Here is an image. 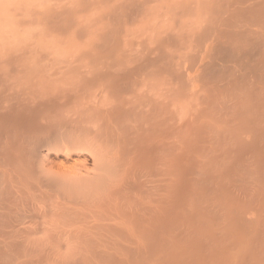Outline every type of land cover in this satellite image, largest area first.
I'll list each match as a JSON object with an SVG mask.
<instances>
[{"label": "bare ground", "instance_id": "1", "mask_svg": "<svg viewBox=\"0 0 264 264\" xmlns=\"http://www.w3.org/2000/svg\"><path fill=\"white\" fill-rule=\"evenodd\" d=\"M135 1L139 2V0H134V3ZM147 1L150 3L152 2L145 0L143 2L144 6L141 5L142 2L138 4L144 7V9H148V7L152 6V3H149L150 5L146 7L145 3ZM164 1L165 0H163V2ZM173 1H176V3L178 2L177 0H169L172 4L174 3ZM202 1L204 2V0ZM214 1L212 0V2H214L213 5H218V2H220L218 0ZM233 1L234 3L238 2V0L236 2L235 0ZM239 1L241 3L237 4H239V6L243 5V8L239 7L241 11H239L240 9L238 7L235 9L240 12L242 17H240L239 20L235 19L236 23L233 24L234 27L230 26V21H228V23L230 22L228 25L225 19V26H230V28L226 27L227 29L223 27L226 30H224L223 33L225 34L222 36L226 40L224 42H221V39L218 40L220 43L216 44L218 41L215 43V49L213 48L212 54V46L206 49L205 54L201 56L198 70L192 72V65V67L190 65L189 67L180 66L179 64V67H184L185 70L181 72L187 78H184V80H186L189 85L190 82L193 83L194 89L199 87L197 85L199 82L204 81L207 71L208 73L211 72L210 76L208 75L210 80L217 78L214 79L215 81L217 80V86H211L206 89L202 86L204 90H202V88L200 90L201 93L203 91V94L197 95V93L200 92L198 91L195 94L196 91H193L194 95L190 96L191 98L189 99L183 98V90L188 86V83L186 84L185 81L182 82L183 79L180 80L183 76L180 72L181 78H179V73L177 74L178 76L174 75L176 72L173 71L175 73H172L173 69H171V71L168 69L170 66L167 65L168 63L166 64V60L169 59L166 58L165 60L167 69L165 64L164 68L158 67L159 61H157V64H154L157 60H155V58L153 63L148 62L151 65L145 64V66H142L144 63L141 62V59L138 60L139 57H136L134 53L135 61L131 57L133 59L131 62L136 63V60H138L137 63L143 64H141V66L135 64L134 67L133 65L127 67L131 59L128 58L131 56L129 53L130 51L133 53L135 49L131 42L133 40L136 41L135 38L137 37L138 30L136 31L137 33H133L135 38L133 37L131 42L129 36L125 37V41H129V43L128 41H124L128 43L127 46L131 43L133 47L132 49L130 45V50L128 47L126 48L129 50V53H127L129 56L125 54L128 56L127 59H129V63L126 60L117 59L116 56V59L118 61L120 60V63L121 61L122 63H128L125 67L121 65V68L114 69L104 65L106 68L104 66V68H96V65H99L98 63L94 65L95 69H93L94 66H92L93 68H89H92L93 71L90 70L91 72H88L86 68H84L86 63L84 64L83 62V70H86L85 73L88 72V76L84 73L86 79L83 78V76H79L81 77L79 78L78 75H76V71L79 72V69H76V71H73V76L76 75L78 80L74 77L75 79L70 80L72 81L70 83L63 82L64 76L66 78L68 72L71 71L69 69H72L74 66L71 65L73 64L71 63L69 64L70 68H67L68 61H65L67 58L65 56L70 55L65 54L71 53H69V49H67V53H65V48V54L63 50L61 52L63 58L65 57L63 62L67 65L63 64L60 59L62 56L61 53H58L59 55L57 58L61 60L63 67L59 66L58 68L56 65L57 69H55V64L51 62L50 63L54 65L52 67L49 63L43 67H41L42 63L40 64L39 69L42 70L44 68L43 70H53L54 68L55 70H53L52 74L54 75V73H56L55 77L59 74L58 81L55 84L52 81L50 82L48 78L49 76L52 78L50 74L52 70L51 72L49 71L50 75L46 74V76H49L43 78L42 81L41 77L45 75H41L40 80L38 79L39 77H37V74L40 70L37 68L41 61H38V58L40 59L41 57H38L35 61V64L38 61V67L34 66V62H32L35 59L34 57L32 60L33 56L25 57L26 59L29 58L28 60L33 64V66L28 65L29 67H24L27 63L22 66L21 63L23 64L26 60H22V62L19 60V56L16 55L19 61L15 57L16 61L13 58L14 61L10 60L12 62L5 63V59L4 64L0 65V264H201L203 260H206L208 263L210 262L208 259L210 260L216 254L219 255L220 252H226V249L230 248L228 247V242L230 243L231 234L232 232L233 234L237 233L232 231L234 228L233 226L238 223L245 226V222H247L246 226H248V223H254L257 227L256 233L258 234V241L261 243L260 246L263 247L261 250L262 252H258L261 254V257L262 255L264 256V0ZM129 2L128 5L130 4ZM132 2L131 8L129 9L133 10L135 6L141 8L139 5H135L137 3L133 5ZM158 2L156 4L154 2L155 5L153 4L154 6H152L154 12H152L153 9L151 10L150 8V17L152 13L156 14L155 12L159 10H157ZM195 2L196 0L194 3ZM203 2L196 3L202 6ZM205 2L206 4L204 5L207 6L210 0L209 2ZM212 2L209 4L211 8L207 6L209 9L215 8V6H212ZM225 2L227 1L225 0ZM124 3L125 2H123L122 5H124ZM118 4L122 8L120 2ZM165 4H167V2L160 4V8L165 7ZM231 4H229L230 6L228 5L230 8L232 6ZM187 5L189 4L187 3L185 7ZM196 5L198 6V4ZM222 5L224 4H221L219 7L222 8L221 11L217 9L219 10L218 12L224 14L223 12L226 8L224 9ZM168 6L171 5L168 3L167 7ZM173 6H175V4ZM181 6L184 5L179 4L177 8L182 9ZM120 7H118L117 10H119ZM125 7L128 8L126 5ZM185 7L184 9L186 10L190 9V7ZM192 7L195 8L193 5L191 8ZM169 8L170 7H168V10L171 11ZM200 8H198V10H200ZM202 8H204V6ZM121 10H123V8ZM150 10L147 11L149 12ZM162 10L165 9L162 8L158 12ZM186 10L185 14L187 12ZM198 10L196 11L198 12L197 15L201 16L202 14L200 15V11ZM203 10L209 11L208 9ZM215 10L213 9L210 11L213 13ZM229 10L230 12H236L233 6L232 10L228 9L227 12H229ZM124 11L125 10H123V13ZM165 11L168 12L167 9ZM188 11L187 17L188 15L192 17V15L196 13H194L195 9H193V13H191L190 10ZM205 11L203 12L210 14V12ZM175 12L177 13L176 10ZM130 13H132V11H130ZM221 13H217V16L212 14L211 18L209 15V20L214 17L213 21L216 23L218 19L221 20L220 17L224 19V15ZM109 14L110 13L107 14L109 16L107 18H110ZM118 14H120V12ZM118 14H116V16L120 17L122 13L120 15ZM154 14L153 19H156L159 15L161 17L160 20H164L167 17L166 13L164 15V17L166 16L165 18L162 17L164 13L162 15L157 13L159 15L156 14L154 18ZM130 15L127 14V16H123V18L125 17L124 20L120 18L118 22L124 21L122 23H117L113 18L112 19L115 24H117V28H119V24H122V26L126 24V17L128 21ZM181 15H183V13ZM218 15L220 16L218 17ZM230 15L228 19L231 18ZM134 16L135 18H139V16ZM175 16H171V18L178 19L179 15L176 14ZM186 16L183 15L181 18L187 19ZM195 16L196 15H194L193 18ZM215 17L218 18L216 19ZM143 18H145V16L139 19L142 20ZM169 18L170 17H168V19ZM181 18H179V20ZM198 18L199 17H196V19ZM234 18L232 19L234 20ZM70 19L68 20L69 22L67 19L66 21L68 23L73 21L74 23V20ZM115 19L118 20V18ZM196 19L194 18V20ZM111 20L107 19L106 21L105 19L106 24L103 23V25H105V27L107 24L108 27L111 26V24H114L113 20V23L109 24ZM190 20L191 18L188 21ZM200 20H202L201 17L199 21H195V24L197 25L199 22L197 26L202 29L201 23H203V21ZM170 21H168V23H172L171 19ZM191 21L188 24L191 25L193 22ZM222 21L221 24L224 23V21ZM47 22L46 24L49 26L53 23ZM130 22L128 23L131 24ZM151 22L153 23L154 21ZM175 22L179 24L178 22L180 21L175 19L174 23L171 24L174 27H176ZM17 23L18 22H16V24ZM19 23H21V21ZM60 23L58 22L57 25L54 26L57 27ZM73 23L72 25L76 27V24L74 25ZM186 23L182 25L186 27ZM212 23L209 25L212 26ZM218 23L213 25L219 27L217 25ZM137 24L138 23H135L134 25L135 29ZM143 24L144 23H142V26L141 24L138 25L141 27L144 25L148 26L146 22L144 25ZM160 24L161 22L159 25ZM62 25L59 26L62 27ZM127 25L128 24L125 26ZM149 25H151V23ZM49 26L46 28L48 31L51 30V26ZM116 26H114V30L113 28L112 30L108 28V32L115 31ZM129 26L128 28H130ZM164 26L166 28V25ZM173 26H171V29ZM58 27L56 29L60 30ZM63 27H65V24ZM150 27L152 28V26ZM150 27H148L149 29L147 30L152 31L154 34V28L151 30ZM165 28L163 29L161 27V29H163L162 32H164ZM208 28L210 31L212 30L210 27H207V29ZM65 29L63 30L65 31L64 33L67 32V28ZM200 29L197 30L200 31ZM207 29L204 30V33H209V29ZM127 30L130 32L129 29ZM174 30H168L170 32L167 33L166 36L172 33V31L174 32ZM218 30L219 28L217 29V33H219ZM222 30L223 29L220 31L222 32ZM119 31L121 32V30ZM123 31L124 34H128L124 29ZM175 31H177V29ZM52 32L53 30H51V33ZM69 32L70 31L66 34H69ZM82 32L80 33L82 34ZM102 32L105 35L104 29ZM179 32H181V30L177 32L178 36ZM215 32L212 30V33ZM55 33L57 32H53V36ZM70 33L73 34V31ZM140 33L139 29L138 34ZM152 33H150V35H152ZM186 33H188V28L185 34ZM191 33L190 35H194L193 32ZM197 33L195 32V34ZM204 33L200 34H203L202 36L204 37L207 35V33ZM217 33L216 35L219 37L220 35ZM17 34L19 35V33ZM17 34L14 36L11 33L15 38L16 36L18 37ZM159 34L158 37L162 35L160 34L159 36ZM26 35L27 33L23 36L24 38L22 37L23 40H25ZM61 35L64 36V34L60 33V38H62ZM76 35H79L78 37H83L82 35L80 36L79 33H76ZM107 35L108 37H105L108 40L110 34ZM112 35L111 33V36ZM120 35L122 36L123 34ZM142 35L141 33L138 37ZM28 36V39L26 38L27 41L25 40L28 43L22 42L23 47L24 44L31 43L28 41ZM50 36L52 37V34H50ZM147 36L148 34L145 37ZM153 36L156 37L157 34ZM185 36H187V34ZM202 36L199 37L202 38V40L200 39L201 41L198 37H195L196 40L198 38L197 42L200 41L198 43L203 46L198 47L199 44H196L200 49L205 47L204 43H202V41H204L203 39L205 38L206 40L211 37L207 36V38H203ZM19 37L21 36L19 35ZM19 37L16 39H19ZM33 37L34 40L35 36ZM73 37H75V35ZM162 37L165 39L164 36ZM38 38L40 39L41 37ZM99 38L100 41L102 38L106 40V38L102 36ZM111 38L109 42L106 41L107 44L105 43V45H109L108 43L113 41H111ZM149 38H151V36ZM169 38L170 37H166V39ZM172 38L176 39L177 37L171 36V40ZM178 38H180V36ZM57 39L54 40L56 41ZM120 39L121 41L124 40H122L121 37ZM174 39L173 43L174 41L177 43L180 42ZM40 40L46 42L43 38ZM45 40L47 39L45 38ZM63 40H61V42L57 40L58 45L65 44ZM103 40L101 42H103ZM114 40L116 41L115 38ZM142 40L140 43H142ZM182 40L185 44L184 40H186V38ZM190 40L192 41L193 38L187 41L190 42ZM48 41L49 43H46V45L51 44V40ZM146 41L149 40L146 39ZM165 41H163L165 44L171 43H166ZM43 42H41L42 46ZM116 42L121 43L118 41ZM188 42L186 45H191V42L189 44ZM205 42H207V40ZM4 43L6 42L4 41ZM18 43L17 47L21 45L20 39ZM32 43L34 44V42ZM32 43L30 45H32ZM37 43H39V40H36V44ZM69 43L70 42L67 44L69 45ZM164 43H162V45L167 47ZM194 43H192V46ZM52 44H54V41ZM156 44H158L157 41ZM181 44L183 43L181 42ZM16 45H12V48L15 49ZM30 45L24 48H28ZM38 45L41 46L40 44ZM79 45L80 43L75 46ZM105 45L103 42V46L107 51L108 46L105 47ZM116 45L117 44L114 46L115 48H119L120 46L122 48L123 46L120 44V46L118 45L119 47H116ZM136 45L137 44H135V46ZM148 45L149 44H145L142 46L145 49V46L147 48ZM162 45H158V47L161 48L160 46ZM179 45L180 44H178L176 52H174L175 50L173 51L174 55L177 53L180 56L179 53L183 51L182 49L179 50ZM51 46L52 45L48 46L49 49L46 46V49L51 51ZM156 46L154 47L155 50L154 48L151 49L152 47L149 48L151 52L154 51L156 55H159L157 56L158 60L161 56L163 57L166 54V51L171 52L175 49V47H171L172 45H170V48H173L172 50H164L162 47L163 50L162 48L161 50L165 52L163 53L164 55H161L158 54V52L162 53V51L158 50V52H156ZM59 47L54 46L52 53L56 52H53V50L56 48L60 49L63 45ZM81 47L82 46H80V48ZM98 47L100 48L101 46ZM185 47L183 48L186 49ZM190 47L189 50H191ZM193 47L195 48V46ZM7 48L9 47H6V49ZM12 48L10 51H12ZM30 48L33 49L34 47ZM43 48H45V46ZM75 48L73 46L71 49L75 50ZM92 48L95 49L96 47ZM20 49L22 48H18L17 50H19L20 53L21 51L23 52V50ZM36 49H38L36 53L40 54L42 48L40 52L37 46L35 47V51ZM46 49L45 51H47ZM58 49L56 50L60 52ZM138 49L137 51L139 52ZM102 50L100 49L101 52ZM19 51H16L15 54L19 55ZM50 51L47 52L49 57L52 55ZM86 51L83 53L82 50L81 58L82 55L86 57V54L89 53H86ZM106 51H104V53ZM122 51L124 50H121L119 53ZM137 51H135L136 54ZM24 52H26V50ZM31 52H33V54L35 53L34 51ZM93 52L95 53V50L90 53L92 54ZM125 52L128 51L126 50ZM147 52L149 53V51ZM198 52L199 51H197V53ZM43 53L45 54L46 52ZM77 53H79L78 50ZM77 53L75 52L73 55L77 56ZM90 53L87 54L86 59L88 60L89 57L88 62L92 65L91 59L93 56L97 55V59L100 56L97 53H93L94 55L90 58L91 56H88L91 55ZM113 53L116 55L114 51ZM141 53L143 56L146 55H144L145 52ZM155 53H153L154 57L156 56L154 55ZM184 53L185 51L183 54ZM3 54L4 57V51ZM33 54L31 53V55ZM121 54L123 55V53ZM142 54L139 55L142 56ZM187 54L190 55L192 53L189 54L186 52L184 55L187 56ZM2 55L0 54V56ZM56 55L57 54H54L52 57L54 56V58H56ZM112 55L113 54L110 56L109 54L110 58ZM117 55L119 57L118 53ZM125 55H123V57ZM21 56L24 55H20V57ZM76 56L72 57L74 61L76 60ZM148 56L150 57L149 54L144 57L146 58V62L153 59V57H151L150 60H147ZM12 57L13 55L11 58L9 55L10 59H12ZM164 57L162 58L163 60L165 59ZM174 57L176 58L177 56ZM194 57L193 55V58ZM0 58L2 59V57ZM125 58L126 56L123 59ZM180 58L182 59V57H179V59ZM187 58V61H191V64H194L193 60H190V57ZM47 59L50 61L49 58H44L42 60L47 62ZM102 59H100L101 62H103ZM116 59L113 58V61ZM196 59L195 57L194 61ZM8 60L9 59H7V62H9ZM28 60L27 62H29ZM163 60L162 63H164ZM17 61L18 64L14 63ZM44 61L41 62L44 63ZM58 61L59 60L56 62L59 65L60 62L58 63ZM74 61L72 59V62ZM80 61L82 60H79V62ZM172 61L168 62L172 64ZM176 61L178 60H175L174 64ZM182 61H185L184 58L181 62ZM95 62L97 63L99 61ZM221 62L224 64H219ZM90 63H88V67ZM162 63L159 62L161 65ZM195 63L197 65V60ZM5 64L7 65L5 66ZM103 64L106 63L103 62ZM111 64L116 65V63L112 61ZM214 65H219L222 68L218 67L217 69ZM45 66L49 67L46 68ZM75 66H77L76 63ZM79 66L78 68L81 69L80 72L83 71L81 68L82 66ZM173 67L174 65L172 68ZM201 69L205 75L203 72L201 75ZM43 70L40 71V74L44 72ZM66 70L69 71L66 72ZM72 70H74V68ZM47 72L45 71V73ZM170 75H172V77ZM71 76L70 79L73 78V76ZM67 77L69 79V76ZM36 78L40 83L36 81ZM52 80L54 81V79ZM55 80L57 79L55 78ZM178 80L182 83L180 84ZM204 84L207 85L206 83ZM187 88L186 90L190 92L191 89ZM214 93L215 95L217 94V96H224V100L218 101L220 99L218 97V100H216L214 98ZM187 94L190 95L188 92ZM187 94H185L186 97L188 96ZM230 145H233V147L230 148L231 150L229 149ZM232 148H234L233 151ZM238 225L237 226L240 227V224ZM231 227H233L232 230ZM236 229L234 228L235 231ZM244 230L245 229H243V232ZM240 232L238 231V234ZM250 233L252 232L249 231V234ZM233 234L232 237L234 236ZM245 234L246 232L244 235ZM257 236L254 235L252 237V243L253 238L256 237L255 240H257ZM241 237L243 236L241 235ZM241 237H239L240 240ZM246 237H248V234ZM251 241L247 243H251ZM234 242L232 241V246ZM241 242H243L242 244L244 245V241L242 240ZM241 242H239V245H242ZM247 243L244 246L252 245V243L248 245ZM256 244L258 243H255L254 246H256ZM242 246H240L242 250H238V252L244 250ZM239 248H236V251H233V253L237 252ZM232 249L234 248L232 247ZM253 249L250 250L254 252L256 248ZM249 254V252L247 254V250L246 254L241 252V256L248 255L253 258L252 255L254 254L253 256L257 259L255 252L253 254L251 252L252 255ZM241 256H239L240 259ZM215 258V260H217L216 256ZM247 259L250 260L249 257ZM256 259L251 262H245V264L249 262L252 264ZM221 260H219V262ZM242 260H246V258H242ZM263 261L261 262L263 263ZM261 262L258 261L257 264H262ZM255 263L256 262H254V264Z\"/></svg>", "mask_w": 264, "mask_h": 264}, {"label": "rangeland", "instance_id": "2", "mask_svg": "<svg viewBox=\"0 0 264 264\" xmlns=\"http://www.w3.org/2000/svg\"><path fill=\"white\" fill-rule=\"evenodd\" d=\"M126 1L129 2V0H107V1H106V0H105V1H104V0H0V41H1V42H0V48H1V49H0V52H1V53H0V54L2 55V54H3V51L5 52V56H4V57H3L4 54H3L2 56H0V57H2V59L0 58V59H1L0 63L3 61L0 65H3V64H4L5 59H6L5 63H10V62H12V61H14V60L16 61V59H17L16 56H19V60H20V61H22V60H23V61L26 60V61H24V62L22 61L23 64L21 63L22 66H23L25 63H27L26 65H24V67H29L28 65L33 66V64H34V66H37L39 60L44 61V60H42V59H44V58H49V59H50V61L47 59V62L44 61V63L40 61L39 65H38L39 67L37 66V67H38L37 69L40 68V64H41V63H42V64H41V67H43L44 65H47V63H49V64L51 65V67H52V66H54V65H52V64L54 63V64H55L54 68L56 67L55 69H57V66H58V68H59V66L63 67V66H62L63 64H65V65L68 64V67H67V66H66V67H67V68H70V67H69V64L73 63V64H71V65H74V66H73V67L71 66V67H72V69L74 68V70L69 69V70H71L72 72L69 71V70H66V72L69 71L68 74L71 73V74H69V75L67 74V76H69V79H68L67 76H66V78H65V76H64V78H63V82L65 81L66 83H70V82H72V81H70V80H73V79H75V78L78 80V77H79V76H83V78H85L86 76H88V72H89L90 70H92V68H93L92 66H94V65H96V64H98V63H99V65H96V68H101V67H102V68H104V67L106 68V66H108V67H112V68H114V69H118L119 67L121 68L122 66L125 67L126 64L129 63V59H127V57L129 56V54H130L131 56H129L128 58H131V57H132V58L134 59V61H135V57H134V53H135L136 57H139L138 60L141 59V62H143L144 64H143V63H140V64L137 63L138 60H136V63H135V62H131V61H133V59L131 58V59H130V63L128 64L127 67H129V65H130V66L133 65V67H134L135 64H137V66H138V65L141 66V64H143L142 66H145V64H146V65H149L150 63H153L154 58H155V60L157 59L156 62H154V64H157V61H159L160 63H162V60H163L162 58L165 56V57H164L165 59L163 60L164 63H162V65H161V64H159V62H158V67L164 68L165 60H166V58H167V59H169V60H166V64L168 63L167 65L170 66L168 69H170V71H171V69H173V70H172V73H175V72H176V74H174V75H177L179 72L181 73L182 71H185V70H184V67H179V64H180V66H181V65H182V66H189V65L191 66V65H192V66H193V67L191 66V67L193 68V71H192V72H195L196 70H198L201 56H203V55L205 54L206 49H207L209 46H212V50H211V54H212V53H213V48L215 49V45L218 44V43H220V41H221V42H224V41L226 40L225 38H223V36H224V34H225V33H223L224 30H226L227 28H230V26H231V27H234L233 24L236 23V20H235V19L239 20V18L242 17V15H241L240 12H239V11H241V9H240L239 7L243 8V7H242L243 5L239 6V4L241 3L239 0H238V2H236L237 0H235L236 3H234L233 0H226L227 2H225V0H224V1L222 0V2H221V0H218V1L221 2V3H220V2L217 1V2H218V5H216V4L213 5L214 2H215L214 0H213L214 2H212V0H210V2H209V0H204V2H203L202 0H199V1L196 0V2H199V3H200V2H203V3H202V6H200L199 3H196V2L194 3L195 0H194V1H193V0H190V1H189V0L187 1V0H186L187 2H186L185 0H184V1H183V0H182V1H181V0H180V1L177 0V1L179 2L180 5H181V4L184 5V6H181L182 9H184L185 5L188 3L189 5H187L185 8H189V7H190V9H188V10H190L191 13H193V9H195V11H194V13H195V12L198 10V8L201 7L200 10H198V11H200L199 14H200V15L202 14L201 16L197 15L198 12H196L195 14L192 15V17H191L190 15H188V17H187L186 15L189 13V11L186 10V9L182 10L181 8L178 9L177 7H178L179 4H178V2L176 3V1H173L174 3L172 4V2H171V3L169 2V0H165L164 2H167V4H165V5H166L165 7H161V8H160V4H164L163 0H162V1L159 0V2H158V0H149V1H152V2H151L152 4H151L150 2L147 1L148 3H147V2L145 3L146 7L149 6L150 4H151L152 6H154V5L158 2V5H159V6L157 5V10H158V9L160 10V9H162V8H164L165 10L167 9L168 12H166L165 10H162V11L158 12L159 10H158V11L156 10V11H157V12H155L156 14L159 13V14L162 15V14L164 13V14L162 15V17H164V15H165V13H166V16H167V17L165 16L166 18L164 17V18H165L164 20H160L161 17H160L159 14H157V15H159V16H157V17H156V14H154V13H152V16H151V17L149 16V15H151V10L153 9L152 6H151V7H148V9H146V8L144 9V7H142V6H140V5L138 4L139 2H142L141 5L144 6V3H143V2H144L145 0H142V1L139 0V2H136V1H135V3H137V4L134 3V0H132L133 2L130 0V2H129L130 4H129V5H128V2H126ZM156 1H157V2H156ZM160 1H161V3H160ZM170 1H171V0H170ZM205 1H208V2H209V3H207V6H208L209 8H211V6H209V4H210L211 2H212V6H213V7L215 6V8L209 9L207 6L204 5V4H206ZM230 1H231V2H230ZM119 2H120V4H121L123 10H125L124 13H123V10H121L122 8H121V7L119 6V4H118ZM123 2H125L126 4L124 3V5H122ZM131 2L133 3V5H134V4H135V5H139V7H141V8H138L137 6H135V8L133 9V10H134V13H133V10L129 9V8H131V5H132ZM154 2H155V4H154ZM181 2H182V3H181ZM183 2H184V4H183ZM190 2H191V5H190ZM228 2H229V3H228ZM149 3H150V4H149ZM168 3L171 5V6H168V7H170L169 9H171L172 12L168 10V7H167ZM192 3H193V4H192ZM215 3H216V2H215ZM225 3H226V4H225ZM231 3H232V4H231ZM237 3H239V4H237ZM147 4H148V5H147ZM153 4H154V5H153ZM174 4H175V6H173ZM196 4H198V6H197ZM219 4H220V5H219ZM221 4H224V5H222L224 9L226 8V9H225L226 11L224 10V12H223L224 14H222L221 12H218V11H219L218 9H220V11H221V9H222V8H219V7L221 6ZM229 4H231V5L233 6L234 10H235L239 15H238L236 12H235V13H236V15H235V13H234L233 11H232V12H233V14H232V12H230V10H229V12H227L228 9H231V10H232V6H231V8H230V7H229V6H230ZM236 4H237L238 6H237ZM125 5H126L128 8H126ZM192 5L195 6V8H193V7L191 8ZM225 5H226V7H225ZM228 5H229V6H228ZM234 5H235V6H234ZM162 6H164V5H162ZM203 6H204V8H202ZM216 6H218V7H216ZM118 7H120V9H119L120 11L117 10ZM132 7H133V6H132ZM205 7H207V8H205ZM237 7L240 9L239 11H237V9H235V8H237ZM113 8H115V9H113ZM137 8H138L139 11L137 10ZM142 8H143V10H142ZM150 8H151V10H150ZM174 8H175V9H174ZM196 8H197V9H196ZM217 8H218V9H217ZM227 8H228V9H227ZM155 9H156V8H155ZM203 9H208L209 11H207V10L205 11V10H203ZM213 9H214V10H215V9L217 10V11L215 10V12H217V13H221L222 15H224V19H223V17H220L221 20L218 19L219 21L217 20V22H216V23L219 22V23L221 24V21H222V20L224 21V23H222L221 25H220L219 23L217 24L219 27L214 26V25L216 24V23H214V21H213V20H214V17H213V19L209 20V19L211 18V15H212V14H213V15H214V14H215V15L217 14V13H215L214 11H213V13L211 12ZM112 10H114V11H112ZM126 10H127L128 13L126 12ZM129 10L132 11V13H133L134 15H136V17L139 16V18H142L143 16H145V18H143L142 20H140L139 18H135V16H134L132 13H130ZM147 10H150V11H149L150 13H149ZM175 10L177 11V13L175 12ZM179 10H180V11H179ZM185 10L187 11L186 14H185ZM202 10L205 11V12H210V14H209V13L206 14V13H204ZM210 10H211V11H210ZM116 11H117V12H116ZM136 11H137V12H136ZM141 11H142V12H141ZM143 11H144V12H143ZM145 11H146V12H145ZM163 11H164V12H163ZM173 11H174V12H173ZM182 11H183V12H182ZM222 11H223V10H222ZM119 12H120V14H121V13L123 14V15L121 14L122 17H121V16H120V17H119V16H118V17L116 16V14H118ZM125 12H126L127 14H129V15L131 14V15L129 16V18H128V21H127V17H126V20H125V23L128 24V25L125 26V25H126L125 23H124L125 25L123 24L124 26H122V24H119V25H118L119 28L122 27V28L119 29V28H117V26H116L117 24H115V22H117V23H122V22H124V21H122V22H118V21H120V18H121V20H124V19H125V17L123 18V16H125V15L127 16V14H126ZM139 12H140V14H139ZM147 12H148V15H147ZM152 12H154V9L152 10ZM162 12H163V13H162ZM181 12L183 13L184 16L187 17L188 20L191 18V20L194 22V24H193V22L190 20V21L192 22V24H191L192 27H191L190 24H188V23H190V21H188L186 18H185L186 20H185L184 18H181V16H183V15H181V14H182ZM225 12H227V13H225ZM108 13H110V14H109V15H110V18H111V19L113 18V19L115 20V22H114V20L112 19L113 22H114V24H111L112 27H111V26L108 27V24H107V26H106L107 28H106L105 25H103V23L106 24V23H105V19H106V21H107V19H108V20H111L110 18H107V17H109V16L107 15ZM136 13H137V14H136ZM167 13H168V14H167ZM179 13H181V14H179ZM211 13H212V14H211ZM120 14H118V15H120ZM143 14H144V15H143ZM153 14H154V18L156 17V19H153ZM170 14H171V16H173V17H174L176 14L179 15V16L181 15L180 17L178 16V19L175 18L177 21H180V22H181V23L178 22L179 24H177V23L175 22V24H176L175 26H176L177 28L174 27L173 25H171L172 23H174L175 19H174L173 17L171 18ZM172 14H173V15H172ZM221 14H220V15H221ZM226 14H227V15H226ZM230 14H231V15H230ZM106 15H107V16H106ZM140 15H141V16H140ZM146 15H147V16H146ZM194 15H196V16L194 17L195 19H196V17H199V18L201 17V18H202V20H200V21H203V23H201V28H202V29L198 28V26H197V25L199 24V22L197 23V25L195 24L197 21H199V18L196 19V20H194V18H193ZM209 15H210V18H209ZM220 15H218V17H219ZM222 15H221V16H222ZM229 15L231 16V18L228 19V16H229ZM112 16H113V17H112ZM114 16H115V17H114ZM131 16H132L133 19L131 18ZM133 16H134V17H133ZM203 16H204V18H203ZM216 16H217V15H216ZM234 16H235V18H234ZM105 17H106V18H105ZM168 17H170V18L168 19ZM175 17H176V16H175ZM218 17H217V18H218ZM237 17H238V18H237ZM56 18H57V19H56ZM58 18H60L61 20L58 19ZM64 18H65V19H64ZM70 18L74 20V23H73V21L70 22L71 24L68 23V22H69L68 20H69ZM115 18H118V20L115 19ZM149 18H150V19H149ZM151 18H152V19H151ZM179 18H181V19L179 20ZM207 18H208V19H207ZM215 18H216V17H215ZM217 18H216V19H217ZM232 18H234V20H233ZM26 19H27V20H26ZM49 19H50V21H49ZM55 19H56V20H55ZM62 19H63L64 21H63ZM66 19H67L68 22L66 21ZM71 19H70V20H71ZM129 19H130V20H129ZM131 19H132V20H131ZM138 19H139V20H138ZM158 19H159V20H158ZM162 19H163V18H162ZM170 19L172 20V23H168V21H170ZM182 19H184V20H182ZM204 19H206L207 21L204 20ZM216 19H215V21H216ZM225 19H226V23H227L228 25H229L230 22H231L232 25L230 24V26H225V25H226V24H225ZM24 20H25L26 22H25ZM52 20H54V21H52ZM112 20L109 21V24H110V23H113ZM133 20H134V21H133ZM137 20H138V22H137ZM148 20H149V21H150V20H151V21H154L155 24H154V22L152 23L151 21L149 22ZM156 20H157V22H156ZM20 21H21V23H19ZM29 21H31V22H29ZM32 21H33V22H32ZM47 21H48L49 23L53 22L54 24H53V23L50 24V26H51V27H50L48 24H46ZM55 21H56L57 23H58V22H59V23L62 22V23L58 24V26H59V25H62V24H63V25L65 24V27H63V25H62L63 29H62L61 26H59V27L57 26L58 28H60L61 32H60V30H57V29H56V28H57L56 26H54V25H57V23H56ZM103 21H104V22H103ZM126 21H127V22H126ZM130 21H131V22H130ZM132 21H133V22H132ZM139 21H140V22H139ZM147 21H148L149 24L151 23V25H149V24L147 23ZM158 21H159V23L161 22L160 25H159ZM182 21H183V22H182ZM184 21H185V22H184ZM195 21H196V22H195ZM205 21H206V22H205ZM209 21H211V22H209ZM223 21H222V22H223ZM228 21H230V22L228 23ZM233 21H234V22H233ZM16 22H18V23L16 24ZM23 22H24V23H23ZM27 22H28V23H27ZM48 22H47V23H48ZM64 22H65V23H64ZM75 22H76V23H75ZM128 22H130L131 24H129ZM145 22H146V25H148V26H145V25H144ZM163 22H164V23H163ZM166 22H167V23H166ZM170 22H171V21H170ZM186 22H187V23H186ZM204 22H205V23H204ZM207 22H209V23L206 24ZM212 22H213V23H212ZM72 23H73L74 25L76 24V27L73 26ZM107 23H108V22H107ZM133 23H134V24H133ZM135 23L141 24V26H142V23H144V24H143L144 26L141 27L140 25L137 24V27H136V29H135V27H134ZM165 23H166V24H165ZM185 23H186V27L188 28V33H189V35H188V33H186L187 36H185V35H186L185 32L187 31V28L185 27V25H182V24H185ZM211 23H212V26H210ZM69 24H70L71 26H70ZM132 24H133V26L131 27ZM152 24H153V25H152ZM169 24H170V25H169ZM180 24H181V25H180ZM209 24H210V25H209ZM213 24H214V25H213ZM66 25H67V26H66ZM129 25H130V26H129ZM158 25H159L160 27H159ZM164 25H166V28H165ZM178 25H179L180 28L178 27ZM202 25H203V26H202ZM204 25H205V26H204ZM206 25H209V26H206ZM223 25H224V26H223ZM48 26L51 28V30H53V32H57V33H55L54 36H53V32L51 33V30L48 31V29H46ZM68 26H69V27H68ZM102 26H103V27H102ZM114 26H116V30H118V31L121 30L122 33H121L120 31L118 32V31H116V30H115L116 32H115V31H112V32L110 31V32L113 34V35L111 36V33L108 32V31H109V30H112V28H113V30H114ZM128 26H129L130 28H128ZM138 26H139V27H138ZM150 26H152V28H151ZM153 26H154V27H153ZM155 26H156V28H155ZM163 26H164V27H163ZM171 26H173L172 29H171ZM182 26H183V27H182ZM188 26H189V27H188ZM213 26H214V27H213ZM52 27H53V28H52ZM54 27H55V28H54ZM110 27H111V28H110ZM123 27H124V28H123ZM125 27H126V28H125ZM133 27H134V28H133ZM140 27H141V28H140ZM146 27H147V28H146ZM148 27H150L151 30H152L153 28L155 29V31H154V29H153V32H154V34H157V36H156V37H157V40H156V37L153 36L154 34L152 33V31H148V30H147V29H149ZM161 27H162L163 29L165 28L166 31L164 30V32H162L163 29H161ZM195 27H196L197 29H200V31H198ZM199 27H200V25H199ZM205 27H206V29H207V27H210L211 29H212V27H213V29H212L213 32H215V31H216V32H215V33H212V30L210 31V29L208 28V29H209L208 32H209L210 34L207 33V32L204 33V30H206ZM215 27H216V28H215ZM223 27H224V28L227 27V28L224 29ZM65 28H67V32H66V33H68V31H70V32L73 31V34H71L70 32H69L70 35L64 33V32L66 31ZM68 28H69L70 30H69ZM108 28H109V30H108ZM142 28H143V29H142ZM157 28H158V30H157ZM174 28H175V30L177 29V31H175ZM181 28H182V29H181ZM192 28H193V29H192ZM218 28H219V30H218L219 33H217V29H218ZM220 28L223 29L222 32L220 31V30H221ZM55 29H56L57 31H56ZM64 29H65V31H63ZM72 29H73V30H72ZM79 29H80V30H79ZM103 29H104V31H105V32H104L105 35H104L103 32H102ZM105 29H106V30H105ZM123 29L125 30V32H128L127 29H129L130 32H128V34L125 33V34H127V35H125ZM132 29H134V30H132ZM139 29H140V32L143 34L142 36H139L140 38L138 37V35H141V33L138 34V33H139ZM141 29H142V31H141ZM159 29H161V30H159ZM184 29H185V30H184ZM208 29H207V30H208ZM214 29H215V30H214ZM78 30H79V32H78ZM101 30H102V31H101ZM126 30H127V31H126ZM137 30H138V31H137ZM168 30H170V31H171V30H174V32L172 31V33H175V32H176V33H175V34L170 33V34H172V35L169 34L168 36H166L167 33L170 32V31H168ZM178 30H179V31L181 30V32H179V36H180V38H178V37H179L178 34H177ZM183 30H184V31H183ZM193 30H194V31H193ZM196 30H197V31H196ZM202 30H203V32H202ZM62 31H63V32H62ZM82 31H83V32H82ZM106 31H107V32H106ZM133 31H134V32H133ZM136 31H137L138 33H137ZM147 31H148L149 33H148ZM156 31H157V32H156ZM158 31H159V32H158ZM189 31L193 32L194 35H190V34H192V33L189 32ZM49 32H50V33H49ZM74 32H75V33H74ZM80 32H82V34H81ZM114 32H115V33H114ZM117 32H118V33H117ZM155 32H156V33H155ZM183 32H184L185 35L183 34ZM195 32H196V33L198 32V33L195 34ZM220 32H221V33H220ZM11 33H12L14 36H15L17 33H19V35H20L21 37H19L18 34H17V35H18V37H19V39H20V42H21V43H20V44H21L20 46H22L23 43H28V42H26V41H27V39H28L27 36H28V34H29V36H28V37H29V40H28V41H29V43H30V42H31V43L34 42V44L32 43V45H34V46L30 45V44H31V43H30V44H24V47H27V45H30L28 48H24L23 46H22V47H20V46L17 47L18 44H19V43H18L19 39H16V38H18L17 36H16V38L13 37V35H11ZM23 33H24V34H23ZM26 33H27V35H26V37H25V40H26V41H25V40H23V38H24L23 36H24ZM48 33H49V35H48ZM58 33H59V35H60V33H61V34H64V36L61 35V37H62V38L64 37L63 39H65V40H63L62 38H60V36L58 35ZM76 33H77V34L79 33L80 36L82 35L83 37H84V35H85V37H84V38H83V37H78L79 35H76ZM83 33H84V34H83ZM131 33H132V34H131ZM133 33H137V37H138L139 39H141V40L144 38V39L142 40V43H140L141 40H139L137 37H136V38L134 37L135 35L133 36ZM150 33H152V35H150ZM159 33L162 34V35L160 36ZM164 33H166V34H164ZM200 33H204V34L207 33V35L204 36V37H206V38H207V36H211V37H209L208 39H206L207 42H205L206 40H205V38L202 36L203 34L201 35ZM216 33L220 35V36H219L220 38L218 37V35H216ZM33 34H34V35H33ZM37 34H38V35H37ZM50 34H52V37L50 36ZM65 34H66L67 36H66ZM102 34H103V35H102ZM107 34H110L109 39L112 37V38H111V41L113 40V41H112L113 43H112L111 41H110L111 43H108L109 45H105V43L107 44V42H109V39L107 40V38L105 37V36L108 37ZM114 34H115L116 36H115ZM120 34H123V35H125V36H123V35L121 36ZM147 34H148L147 37L149 38V37L151 36V38L148 39L147 37H145ZM158 34H159L160 37H158ZM180 34H181V35H180ZM182 34H183L184 37L182 36ZM199 34H200V36H202V37L204 38V39H203L204 41H202V43H204V46H205V47H204V48H201V49L198 48V47H201V46H202V45H200V44L198 43V42H200V41L202 40V38H199V37H200ZM211 34H214L215 37H214V35H211ZM1 35H2V36H1ZM8 35H9V37H8ZM74 35H75V37H73ZM118 35H119V36H118ZM174 35H177V36H174ZM195 35H196V36H195ZM222 35H223V36H222ZM33 36H35V39H36V40H39V43L36 44V40H35V39L33 40V38H34ZM42 36H43V37H42ZM58 36H59V37H58ZM65 36H66V37H65ZM100 36L106 38V40H105V39L103 40V38H102L101 41L103 40L105 47L108 46L107 48L109 49V51H108V49H107V51L105 50V48H104V46H103V42L100 41V38H99ZM113 36H114V37H113ZM128 36L130 37V39H129L130 42L133 40V37L136 39V41L133 40V41L131 42V43H133V46H134V48H135V49L133 50V53H132L131 51H130V53H129V50L131 49L132 44L130 43L129 46H127L128 43H129V41L127 40V38H126V40L128 41V43H125V42H127V41H125V37H128ZM131 36H132V38H131ZM162 36H164V37L166 36V37H170V38H169V39H166V37H165V39H166V41H165V39H164ZM171 36H173V37H175V38L177 37V38H176V39L172 38V40H171ZM189 36H190L191 39L193 38V40H192L193 42L190 40L191 45L189 44L190 42H188L189 39H190ZM191 36H194V37H191ZM198 36H199V37H198ZM212 36H213V37H212ZM216 36H217V40H216ZM3 37H4V38H3ZM22 37H23V38H22ZM32 37H33V38H32ZM36 37H37V38H36ZM38 37L43 38L44 41H46V42H43L42 40H40L41 38L39 39ZM50 37H51V38H50ZM54 37H55V38H54ZM67 37H68L69 40L67 39ZM77 37H78V38H77ZM120 37L122 38V40H123V39H124V40L121 41ZM141 37H142V38H141ZM153 37H154V38H153ZM182 37H183V38H186V40H184V41H185V44H184V42H183V40H182V39H183ZM195 37H198L199 40H200V39H201V40L197 42L198 38H197V40H196ZM9 38H11L12 40L9 39ZM26 38H27V39H26ZM45 38H46L47 40H45ZM57 38H58V39H57ZM71 38H72V39H71ZM79 38H80V39H79ZM81 38H82V39H81ZM114 38L116 39V41L121 42V43H117V42L114 40ZM145 38H146L147 40H149V41H146ZM158 38H159V39H158ZM194 38H195L196 41L194 40ZM211 38H212V39H211ZM1 39H2V40L4 39V40L2 41ZM8 39H9V40H8ZM52 39H53V41H54V44H52V43H53ZM54 39H57V40H59L60 42H61V40H63V42L65 43V44H62V45H63V47H62L63 49L60 48L62 45H60V44L58 45V41H57V40L55 41ZM74 39H76V40H74ZM77 39H78V40H77ZM83 39H84V41H83ZM86 39H87V40H86ZM98 39H99V40H98ZM117 39H118V40H117ZM151 39L156 40L158 44H156V41H153V40H151ZM162 39H164V40H162ZM173 39H174V40H177V41H180V42L177 43V42L174 41V43H173ZM179 39H180V40H179ZM220 39H221V40H220ZM6 40H7L8 42H7ZM10 40H11V41H10ZM21 40H23V41H21ZM32 40H33V41H32ZM48 40H51V41H50L51 44H49V45H52V46H51L52 48L50 47L51 51L49 50L51 53H52V49L54 48V46H55V47H56V46H57V47L60 46V47H59L60 49L56 48V49L60 50V52H58L56 49L53 50V52H54V51H56V52L52 53V55L57 54V55L55 56L56 58H54V56L52 57L51 54H50L51 57H49V55L47 54V52H49V51H48V49H49L48 46H49V45H46V43H49ZM66 40H67L68 42H70L69 45L67 44L68 42H67ZM70 40H72V41H70ZM73 40H74V41H73ZM79 40H81V41H79ZM144 40H145V42H144ZM170 40H171V41H170ZM187 40H188V41H187ZM214 40H215V41H214ZM218 40H220V41H218ZM222 40H223V41H222ZM4 41H5L6 43H4ZM9 41H10L11 45H10ZM12 41H13L14 44L12 43ZM15 41H16V44L18 43L17 45L15 44ZM65 41H66L67 43H66ZM75 41H76V42H75ZM96 41H97V42H96ZM106 41H107V42H106ZM124 41H125V42H124ZM134 41H135V43H134ZM138 41H139V43H138ZM150 41H151L152 43H151ZM163 41H165L166 43H167V42H168V43L171 42V43H170V44H165ZM186 41L188 42L189 45H186V44H187ZM194 41H195V43H194ZM217 41H218V42H217ZM22 42H23V43H22ZM37 42H38V41H37ZM41 42H43V46H42ZM63 42H62V43H63ZM86 42H87V44H86ZM114 42H115V43H114ZM148 42H149V43H148ZM159 42H160L161 44H160ZM181 42L184 44V46H183V44H181ZM216 42H217V43H216ZM2 43H3V45H2ZM73 43H76V44H73ZM79 43H80L79 46H75V45H78ZM162 43H164L167 47L163 46ZM176 43H177V44H176ZM192 43H194L193 46H195V48L192 46ZM215 43H216V44H215ZM8 44H9L10 46H9ZM38 44H40L41 46H39ZM110 44H111V45H110ZM115 44H117L116 47H119L120 44L123 45L122 48H121V46L119 47L121 50H124V51L121 52V53H123V55L129 53V54H127L128 56L125 55V56H126L125 59H123L125 56L123 57V55H122L121 53H119L121 50H120L119 48H115V47H114ZM135 44H137V45L135 46ZM139 44H140V45H139ZM145 44H146V45L149 44V45L147 46L148 49H147L146 46H145V49H146V50H145L144 47L142 46V45H145ZM151 44H152V45H151ZM175 44H176V47H175ZM178 44L181 45V46L179 45V50H180V49L183 50V51L181 50L182 52H180V53L177 51V52L180 54V56H179L177 53H175V55L173 54L174 52H176V50H177V48H178ZM196 44H197V45L199 44L198 47L196 46ZM12 45H13V46L16 45V48H15V49L12 48ZM67 45H68V46H67ZM94 45H95V46H94ZM118 45H119V46H118ZM124 45H125L126 47H125ZM130 45H131V47H130ZM138 45H139V46H138ZM153 45H154V46H153ZM156 45H157V46H156ZM158 45H162V46H160V47H161V48L163 47L164 50H172L174 47H175V49H173V50L171 51L172 54H171V52L168 51L171 55H170L167 51H166V54L164 55L163 53H164L165 51H162L163 48H162V50H161V48H159ZM168 45H169V46H168ZM170 45H172L171 47H173V48H170ZM173 45H174V46H173ZM185 45H186V47H185ZM1 46H2V47H1ZM5 46H6V47H9V48L6 49ZM36 46H37V48H39V52H40V50H41V48H42V51H41L40 54H39V53H38V54L36 53V52L38 51V49H36V51H35V47H36ZM38 46H39V47H38ZM44 46H45V48H43ZM46 46L48 47V49H46V48H47ZM71 46H72V47L74 46V48L76 47L75 50H74V49H71V48H72ZM80 46H82V47L80 48ZM83 46H84V47H83ZM86 46H87V48H86ZM98 46H101V47L99 48ZM102 46H103V48H102ZM140 46H141V50H140ZM155 46H156V49H157L156 52H158V50H159V51H162V53H161V52H160V53L158 52V54L164 55L163 57L161 56V58H159V60H158V57H157V56H159V55H156V53H155L154 51L151 52V49H153ZM182 46L185 47L186 49H184ZM190 46H191L192 48H191ZM30 47H34V48L32 49V48H30ZM89 47H90V48H89ZM92 47H94V48L96 47V48L93 49ZM109 47H110V48H109ZM127 47L129 48V50L126 49ZM137 47H138L139 49H138ZM149 47H152V48L150 49ZM168 47H169V48H168ZM187 47H188V48H187ZM189 47H190L191 50H189ZM202 47H203V46H202ZM11 48H12V51H10ZM18 48H22V49H20V50H23V52H24L25 50H26V52L28 51V52H27L28 55H27L26 52L23 53V52L21 51V53H20V51L17 50ZM29 48H30V50H29ZM65 48H66V50H65ZM24 49H25V50H24ZM27 49H28V50H27ZM45 49H46L47 51H45ZM67 49H69V50H68L69 53L71 52L70 54H65V53H67V52H66ZM80 49H81V50H80ZM85 49H86L87 51H86ZM88 49L91 50V51H89ZM100 49H101V50L103 49L102 52L100 51ZM117 49H118V52H117ZM132 49H133V47H132ZM137 49L139 50L140 53L137 51ZM149 49H150V50H149ZM202 49H203V51H202ZM1 50H2V51H1ZM14 50L19 51L20 54H19V55L15 54L16 51H14ZM43 50H44V51H43ZM62 50H63V53H64V50H65V53H64L65 55H70V56H65V57H67V58H66L67 60L65 59V61H66V62L68 61V62H70V63L67 62V64H66V63L63 62V60H64L65 57L63 58V54L61 53ZM77 50H78V52L80 53V55H79V53H77ZM82 50H83V53H85V51H86V53H87V52L90 53V52H92V51L95 50V53L93 52L94 54H96L97 51L99 50L97 54H99L100 57L98 56L99 58L97 59V55H94L93 53H92V54L90 53L91 55H88V56H91L90 58H92V55H94L93 58L95 57L94 59H96V60H94L93 58L91 59V60H92V61H91V62H92V65H91V63L88 62L89 57H88V60L86 59V58H87V54H89V53L86 54V57H85V55H84V56L82 55V58H83V59L81 58V52H82ZM84 50H85V51H84ZM119 50H120V51H119ZM126 50H127L128 52H125ZM143 50H145V51H143ZM154 50H155V48H154ZM174 50H175V51H174ZM186 50H187V51H186ZM188 50H189V51H188ZM200 50H201V51H200ZM8 51H9V52H8ZM13 51H14V52H13ZM31 51H34L36 54H35V53L33 54V52H31ZM104 51H106V52H105L106 54L104 53ZM113 51L116 53V55L113 53ZM135 51H137V54H136ZM147 51H149V53H148ZM173 51H174V52H173ZM184 51H185L184 54H186V52H188L189 54L192 53V54L197 58V59H196V60H197V65H196V63H195L196 60L194 61V58H195V57L193 58V55H192V54H190V55L187 54V56L184 55V54H183ZM194 51H195V52H194ZM197 51H199V52L197 53ZM12 52H13L14 54H13ZM29 52H30V53H29ZM43 52H46V53L44 54ZM75 52L77 53V56H76V55H73ZM99 52H100V53H99ZM107 52H108V53H107ZM110 52H111V53H110ZM141 52H145L144 55H145V54H146V55L143 56V54H142ZM9 53H11V54L13 55L12 59H10L12 55L9 54ZM22 53H23V54H22ZM31 53H32L33 55H31ZM58 53H59V54L61 53V55H62V56L60 55V56H61L60 59L62 60L63 64H61V63H62L61 60H60L59 58H57V56L59 55ZM83 53H82V54H83ZM117 53L119 54V57H120V58L118 57ZM150 53L152 54V56H151ZM153 53H155V54H154V55H156L155 57L153 56ZM200 53H201V54H200ZM8 54L10 55V58H9V55H8ZM41 54H42L43 58H42ZM71 54H72V55H71ZM104 54H105V55H104ZM109 54H110V56H111V54H113L112 57H113L114 59H116V56H117V59H121V60H124V61L126 60L128 63H127V62H123V63H122V61H121V63H122V64H121V63H120V60L118 61L117 59L113 61V58H112V57L110 58ZM120 54H121V56H120ZM132 54H133V55H132ZM139 54H142V56L139 55ZM148 54L150 55V57L148 56L149 58L147 57V60H150L151 57H153V59H152L151 61H147V62H146V58H144V57H146ZM167 54L169 55V57H168ZM182 54L184 55V57H183ZM15 55H16V56H15ZM20 55H24V56H21V57H20ZM29 55H31V56H29ZM34 55H35V56H34ZM37 55H38V56H37ZM47 55H48V56H47ZM103 55H104V56H103ZM138 55H139V56H138ZM191 55H192V56H191ZM199 55H200V56H199ZM26 56H28V57H32V56H33V57H32V60H33V58L35 57L34 61H32V62H34V63L32 64V62H31L30 60H28V59H29L28 57H27L28 59H26V58H25ZM36 56H37V57H36ZM74 56H76V57H75V59H76L75 61H74V58H72V57H74ZM79 56H80L81 59L79 58ZM105 56H107V57H105ZM108 56H109V60H108ZM140 56H141V57H140ZM166 56H167V57H166ZM171 56H173V57H171ZM174 56H177L178 58L176 57V58H177V59H176ZM197 56H198V57H197ZM6 57H7V58H6ZM15 57H16V59H15ZM22 57H24V58H22ZM38 57H41L42 59H41V58L39 59ZM84 57H85L86 60L84 59ZM104 57H105V61H104ZM170 57H171V59H172L173 61L170 59ZM179 57H182V59H181V58L179 59ZM187 57H188V58L190 57V60H193L194 64H191V61H187V60H186ZM199 57H200V58H199ZM13 58H14V60H13ZM20 58H22V59H20ZM37 58H38V61H37L36 64H35V61L37 60ZM52 58H53V59H52ZM69 58H70V61H69ZM102 58H103V59H102ZM174 58H175V59H174ZM183 58H184L185 61H182V62H181V60H183ZM188 58H187V59H188ZM7 59H9V60H8L9 62H7ZM54 59H55V60H54ZM56 59L59 60V61H58V63L60 62L59 65L57 64V62H56L57 60H56ZM72 59H73V61L77 64V66H75V63H74V62H72ZM78 59H79V60H82V61L79 62ZM100 59H102L103 62L106 63V64H103V62H101ZM111 59H112V60H111ZM10 60H12V61H10ZM17 60H18V59H17ZM19 60H18V61H19ZM27 60H28L29 62H27ZM77 60H78V62H77ZM144 60H145V61H144ZM155 60H154V61H155ZM160 60H161V61H160ZM170 60L173 62L172 64L169 63V62H171ZM175 60H178V61H176L175 64H174V61H175ZM198 60H199V61H198ZM18 61H17V62H14V63L18 64ZM86 61H87L88 63H90V64H89V67H88V63H87ZM95 61H99V62L96 63ZM108 61H109V62H108ZM111 61H112L113 63L115 62L116 65H114V64L112 65V64H111ZM168 61H169V62H168ZM210 61H211V60H210ZM30 62H31V64H30ZM45 62H46V63H45ZM50 62H51L52 64H51ZM55 62H56V63H55ZM83 62H84V64L86 63V65H85L84 68H86V70L88 71V72H86L87 74L85 73L86 70H85V71L83 70V66H82V65H83L82 63H83ZM94 62H95V63H94ZM118 62H119V63H118ZM139 62H140V61H139ZM148 62H150V63H148ZM177 62H178V64H177ZM188 62H189V64H188ZM193 62H192V63H193ZM78 63H79L80 66L78 65ZM80 63H81V64H80ZM182 63H183V64H182ZM184 63H185V65H184ZM19 64H20V63H19ZM49 64H48V65H49ZM102 64H103V65H102ZM117 64H118V65H117ZM119 64H120V65H119ZM123 64H124V65H123ZM166 64H165V67H166ZM219 64L223 65L224 63L221 62V63H219ZM6 65H7V64H5V66H6ZM50 65H49V66H50ZM56 65H57V66H56ZM90 65H91V66H90ZM101 65H102V66H101ZM104 65H106V66H104ZM110 65H112V66H110ZM121 65H122V66H121ZM150 65H151V64H150ZM159 65H160V66H159ZM173 65H174V67L172 68ZM176 65H177L178 67H177ZM195 65H196V66H195ZM5 66H4V67H5ZM49 66H47V67L45 66V67L48 68ZM78 66H79V67L82 66L81 68H82V70H83L84 72H83V71L80 72L81 69L78 68ZM103 66H104V67H103ZM162 66H163V67H162ZM190 66H189V67H190ZM194 66H195V68H194ZM214 66H215L217 69H218V67H220L219 65H214ZM61 67H60V68H61ZM64 67H65V66H64ZM90 67H92V68L89 69ZM46 68H45V69H46ZM54 68H53V70H55ZM67 68H66V69H67ZM176 68H177V69H176ZM178 68H179V70H178ZM181 68H183V69H181ZM220 68H222V67H220ZM43 69H44V68H43ZM43 69H42V70H43ZM76 69H77V70L79 69V72H77ZM93 69H95V66H94ZM166 69H167V67H166ZM174 69H176V70H174ZM39 70L42 71L41 69H39ZM39 70H38V71H39ZM51 70H52V69H51ZM51 70H50V69L43 70L44 72H42L41 74H40V71H39V73L37 74V77H39L38 79L40 80L41 75H42V76L45 75L44 77H41V81H42L43 78H46L47 76H49V75L51 74V75H52V78H51V76L48 77L49 80H50V82L52 81V82H54V84L57 83V81H58V77H59V74L56 75V77H55V74H56V73H54V75H53V74H52V73H53V70H52V72H51ZM45 71H46V72L48 71V72L45 73ZM49 71H50L51 73H50ZM73 71H76V75H78V77H76V75L73 76ZM92 71H93V70H92ZM173 71H175V72H173ZM177 71H178V72H177ZM90 72H91V71H90ZM202 72H203V70L201 69V75L204 73V72H203V73H202ZM43 73H45V74H43ZM49 73H50V74H49ZM78 73H80V74H78ZM84 73H85L86 76L84 75ZM180 73H179V76H180L179 78H181V74L183 75L182 78H181L180 80L183 79L182 82L185 81V83L187 84L188 82H187L186 80H184V78H185V79H187V78L185 77V75H184L183 73H181V74H180ZM210 73H211V72L208 73V71H207V74H206V75H207V79H208V80L206 79V75H205V73H204V75H205V79H204L203 82H199V84H197V85L199 86L198 88H195V89H194V85H193V83L190 82V85H189V83H188V86H187L188 88H187V87H186V88H187V89H191V90H190V92H189V90H186V88H185L184 90H185L186 93H185L184 90H183V98H185V99H189V98H191L190 96L194 95V92H195V91H196L195 94L199 91L200 93H197V95H200V94L202 95V94H203V91H202V93H201V90H200V89L202 88V86H204L205 89H206V88H210L211 86H217V85H218L217 82H216L217 80H216V81L214 80V79H217V78H214L213 80H210V78L208 77V75L210 76ZM46 74H49V75L46 76ZM38 75H39V76H38ZM71 75L73 76V78L70 79V76H71ZM166 75H167V74H166ZM53 76H54V78H53ZM72 76H71V77H72ZM84 76H85V77H84ZM170 76L172 77V75H170ZM177 76H178V75H177ZM74 77H75V78H74ZM171 77H169V78H171ZM48 78H47V79H48ZM55 78H56L57 80H55ZM79 78H81V77H79ZM169 78H168V79H169ZM38 79L36 78V81H38V82L40 83V81H39ZM52 79H54V81H53ZM65 79H66V80H65ZM67 79H68L69 81H68ZM85 79H86V78H85ZM171 79H172V78H171ZM180 80H178V82L181 84L182 82H180ZM206 80H207V81H206ZM213 81H214V84H215V85L213 84ZM168 82H170V81H168ZM211 82H212V83H211ZM201 83H202V84H201ZM204 83H206L207 85H205ZM208 83H209V85H208ZM216 84H217V85H216ZM184 85H185V84H184ZM190 86H191V87H190ZM200 86H201V87H200ZM189 87H190V88H189ZM204 87L202 88V90H204ZM193 91H194V92H193ZM187 92H188L190 95H188ZM185 94L188 95V96H187L188 98L186 97ZM214 96H215L214 98H215L216 100H218V98H220L218 101L224 100V96H221V95H218V96H217V94L215 95V93H214ZM217 97H218V98H217ZM222 97H223V98H222ZM214 98H213V99H214ZM221 98H222V99H221ZM216 100H215V101H216ZM234 146H235V145H234ZM231 147H233V145H230L229 149H230ZM234 148H235V147H234ZM234 148H232V151H233ZM230 150H231V149H230ZM238 224H240V227H238V226H239ZM238 224H237L238 226L235 225V226H233V227H234L235 229H236L237 227H238L237 229L241 228V229H239V230L236 229V231H235L234 228L231 227V230H232V228H233L232 231L237 232V233L233 234V232L231 231L232 234L234 235V236L232 237V234H231V240H232L233 242L235 241L236 243L234 242V243H233V246H232V244H231L232 241L230 240V243L228 242V244H229L228 247H230V248H229V249L227 248V249H226V252L224 251L225 253H224V252H223V253L220 252V253L223 254L224 256L221 255V254L219 253L220 256H219L218 254L215 255V256L217 257V260H215L216 258H215V256H214V257L212 258L213 260H212V259H210V260L208 259V261H210V262L207 263L206 260H203L202 262L205 261L204 263H207V264H210V263H212V264H217V263H218V264H219V263H220V264H245V262H248V261L251 262L252 260H255V259H256V258L253 256V255H254V254H253L254 252H255V256L257 257V259H256V261H253L252 264H254V262H256L255 264H257L258 261L261 262V261L264 260V256L262 255V257H263V258H262V257H261V254L258 252V251H261L263 247L260 246L261 243H259L260 241H258L259 238H258V236H257L258 234L256 233V228H257V227L255 226V224H254V223H248V226H246V225H247V222H245V224H246L245 226H244V225L242 226L241 223H238ZM236 226H237V227H236ZM243 227H244V228H243ZM246 227H247V228H246ZM250 227H251V228H250ZM243 229H245L246 231L244 230V232H243ZM240 230H241L242 234H241ZM238 231L240 232L239 234H238ZM249 231H251L252 233L249 234ZM245 232H246V234L244 235ZM247 232H248V233H247ZM254 233H255V234H254ZM247 234H248V237H246ZM241 235H242L243 237H241ZM254 235L257 236V240H255L256 237L253 238V243H254V244H253L251 240H252V237H253ZM235 236H236V238H238L239 240H240L239 237H241V240L239 241L238 239L235 238ZM244 237H245V238H244ZM249 237H250V238H249ZM232 238H234V239H232ZM248 238H249V239H248ZM246 239H247L248 241H247ZM242 240L244 241V245H246V243H247V242H250V241H251L252 245L249 246L248 244H251V243H247V245H248L249 247H248V246H244V245L242 244L243 242H241ZM245 240H246V241H245ZM255 241H257V242H255ZM239 242H241V244H242L243 246H242V245H239V244H240ZM255 243H258L259 246H258V244H256V246H254ZM230 244H231V245H230ZM237 245H239V246H237ZM235 246H237V247H235ZM240 246H242V247L244 248V250H243L244 252H243V251H239V252H240V254H239L238 250H242ZM232 247H233L234 249H232ZM239 247H240V248H239ZM246 247H247V249H246ZM250 247L256 248V250L253 252V251H251L253 248H250ZM236 248H239V249H237V252H234V253H233V251H236ZM250 249H251V250H250ZM227 250H228V251H227ZM229 250H230L231 252H230ZM246 250H247V254H248V252H249L250 254H251V252H252V254H253V255L251 254L253 258H251L250 256L247 255V256L249 257L250 260L247 259L248 257H247L246 255H245L246 257L243 256V255L241 256V252H242L243 254H246ZM249 250H250L251 252H250ZM253 250H254V249H253ZM261 252H262V251H261ZM237 253H238V254H237ZM234 254H235V256H234ZM250 254H249V255H250ZM257 254H258V255L260 254V255L258 256ZM262 254H263V253H262ZM232 255H233V256H232ZM237 255H238V257H237ZM239 256H241V259L239 258ZM220 257L222 258V260H221ZM235 257H236V258H235ZM259 257H260V258H259ZM219 258H220V259H219ZM223 258H224V259H223ZM242 258H243V259L246 258V260H242ZM261 258H262V259H261ZM211 260H212V262H211ZM219 260H221V261L219 262ZM260 260H261V261H260ZM222 261H223V262H222ZM240 261H243V262H240ZM202 262H201V264H204V263H202ZM250 262H249L248 264H250ZM261 263H262V262H261ZM263 263H264V261H263ZM263 263H262V264H263ZM258 264H259V263H258Z\"/></svg>", "mask_w": 264, "mask_h": 264}]
</instances>
